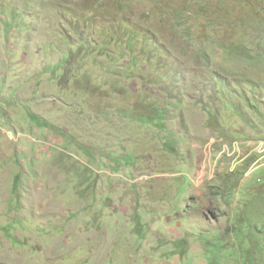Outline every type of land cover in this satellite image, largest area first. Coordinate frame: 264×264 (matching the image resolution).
Here are the masks:
<instances>
[{
  "label": "rangeland",
  "instance_id": "1",
  "mask_svg": "<svg viewBox=\"0 0 264 264\" xmlns=\"http://www.w3.org/2000/svg\"><path fill=\"white\" fill-rule=\"evenodd\" d=\"M0 264H264V0H0Z\"/></svg>",
  "mask_w": 264,
  "mask_h": 264
}]
</instances>
